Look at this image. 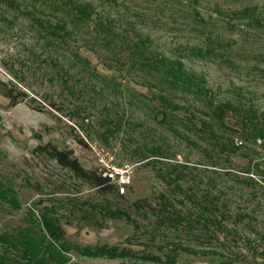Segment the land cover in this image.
Wrapping results in <instances>:
<instances>
[{"label":"rangeland","instance_id":"1","mask_svg":"<svg viewBox=\"0 0 264 264\" xmlns=\"http://www.w3.org/2000/svg\"><path fill=\"white\" fill-rule=\"evenodd\" d=\"M248 9L264 0H0V179L21 205L0 206V233L32 213L58 221L76 264H264V27ZM46 145L98 174V152L128 165L132 185L102 194ZM96 246L125 258L84 257Z\"/></svg>","mask_w":264,"mask_h":264},{"label":"trees","instance_id":"2","mask_svg":"<svg viewBox=\"0 0 264 264\" xmlns=\"http://www.w3.org/2000/svg\"><path fill=\"white\" fill-rule=\"evenodd\" d=\"M71 9L77 10V13L79 12L85 16L90 14V8L84 6H72ZM238 14L242 17H251L253 25L264 27V12L257 13L256 9H248ZM139 58L143 60L142 66H150L157 74L164 76L169 87L176 93L179 92L180 88H183V93L191 92L198 97L206 96L202 81L194 77L191 78V81H188L190 76L186 75L181 65L171 64L162 58H154V56ZM232 109L231 105L225 104L217 107L215 113L227 115L226 112ZM236 112L242 119L243 129H246L249 124H253L254 112L251 110ZM261 134L262 139H264V132L262 130ZM36 150L47 158L56 161L61 167L69 169L77 179L97 188L102 194L113 193L115 186L111 181L105 178L102 173L98 174L97 172L86 170L79 160L74 157L72 151H61L52 145L39 146ZM1 205L9 206L13 210L21 209L14 185L9 181L0 179ZM37 227H39V230H37ZM70 253L71 248L64 237V231L60 228L58 221L46 215H42L39 220L31 213L28 226L17 228L11 233H0V264H76L73 262ZM83 255L88 258H125V255L123 256L118 248H108L107 246H96L93 249L86 248L83 250ZM166 259L165 264H175V261L171 258Z\"/></svg>","mask_w":264,"mask_h":264},{"label":"built area","instance_id":"3","mask_svg":"<svg viewBox=\"0 0 264 264\" xmlns=\"http://www.w3.org/2000/svg\"><path fill=\"white\" fill-rule=\"evenodd\" d=\"M101 157V173L116 186L121 195H124L132 185L133 168L128 165H119L113 162L110 158H105L104 155L98 152Z\"/></svg>","mask_w":264,"mask_h":264}]
</instances>
